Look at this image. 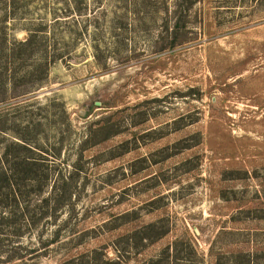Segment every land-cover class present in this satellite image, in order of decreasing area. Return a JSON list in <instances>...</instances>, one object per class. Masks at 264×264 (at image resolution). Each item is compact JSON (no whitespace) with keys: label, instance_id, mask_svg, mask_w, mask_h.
I'll return each instance as SVG.
<instances>
[{"label":"rangeland","instance_id":"374dc122","mask_svg":"<svg viewBox=\"0 0 264 264\" xmlns=\"http://www.w3.org/2000/svg\"><path fill=\"white\" fill-rule=\"evenodd\" d=\"M6 151L0 264H264V0H0Z\"/></svg>","mask_w":264,"mask_h":264},{"label":"trees","instance_id":"16d2710c","mask_svg":"<svg viewBox=\"0 0 264 264\" xmlns=\"http://www.w3.org/2000/svg\"><path fill=\"white\" fill-rule=\"evenodd\" d=\"M31 41L26 40L23 44L27 45ZM30 45V44H29ZM28 46V45H27ZM21 141H14V147L15 148H23L25 150H31V145H29V142L27 139L22 137ZM40 159L30 156L28 154L24 155H11L9 151H6L5 156L0 158V188H6L8 192L9 201H7L4 204V207H10L11 216L10 217H0L1 222H5L11 226L14 227L15 231L18 232L20 223L18 221L20 219L24 220L25 216L27 215L26 212L34 210V214L30 218L26 216V219H28L29 224L35 222V218H41L38 214L46 215L51 209L53 211L58 210L59 205H56L57 203L54 202V204L51 203V198H44V203H40V206L42 209H33L30 207L32 205V202H23L22 199H25L28 195L32 194L33 191H42L44 189V181L49 179L48 172L45 171V176H42L41 173L44 172V170L37 168V173H30L33 170V167L38 163L39 165ZM35 168V167H34ZM20 179V180H19ZM26 181H29V183H26ZM23 184H20V183ZM24 185H29V192L26 194L25 190L22 188ZM7 196V197H8ZM23 203L26 205V209L23 206L21 209ZM47 206V210H44ZM21 209V215L18 214V212ZM32 219V220H31Z\"/></svg>","mask_w":264,"mask_h":264}]
</instances>
